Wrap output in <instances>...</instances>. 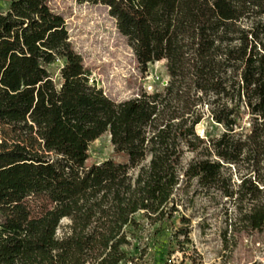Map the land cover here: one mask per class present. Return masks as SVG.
<instances>
[{
	"label": "trees",
	"instance_id": "16d2710c",
	"mask_svg": "<svg viewBox=\"0 0 264 264\" xmlns=\"http://www.w3.org/2000/svg\"><path fill=\"white\" fill-rule=\"evenodd\" d=\"M76 1L106 8L139 69L165 61L168 81L111 100L49 0L9 1L0 14V264L126 263L142 223L169 231L180 187L230 204L237 224L260 231L264 0ZM205 116L223 129L217 138L196 134ZM105 134L123 161L87 167L89 145Z\"/></svg>",
	"mask_w": 264,
	"mask_h": 264
},
{
	"label": "rangeland",
	"instance_id": "374dc122",
	"mask_svg": "<svg viewBox=\"0 0 264 264\" xmlns=\"http://www.w3.org/2000/svg\"><path fill=\"white\" fill-rule=\"evenodd\" d=\"M9 1L0 0V14ZM49 5L64 19L73 49L111 100L121 102L140 92L163 89L168 81L165 61L149 64L142 72L106 8L76 0H49ZM51 71L55 73V68ZM195 132L208 140L220 136L223 129L205 116ZM87 157V167L106 160L123 161L115 155L107 134L89 145ZM190 159L185 154L182 164ZM191 191L180 187L176 193L177 212L165 234H154L148 222H141L143 227L132 234L126 249L129 259L123 264H264V227L258 232L247 230L235 222L233 213H226L230 204L193 197ZM66 224L65 220L61 223ZM179 229L187 233L186 239L178 234Z\"/></svg>",
	"mask_w": 264,
	"mask_h": 264
}]
</instances>
